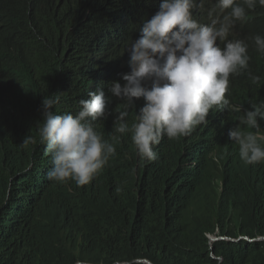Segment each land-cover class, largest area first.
Wrapping results in <instances>:
<instances>
[{
    "label": "trees",
    "instance_id": "trees-1",
    "mask_svg": "<svg viewBox=\"0 0 264 264\" xmlns=\"http://www.w3.org/2000/svg\"><path fill=\"white\" fill-rule=\"evenodd\" d=\"M160 3L0 0V185L6 187L10 175L21 170L18 161L30 162V155L39 160L40 170L34 169L43 177L36 194L30 185L16 183L7 208L0 188V264H74L77 259L113 264L145 252L170 264H216L200 230L213 219L227 237H264V166L245 165L238 146L224 136L243 112L225 111L224 121L216 124L227 127H219L215 137L194 133L154 146L158 159L152 162L126 147L119 151L124 159L90 188L70 191L46 177L51 158L39 141L42 100L62 93L60 99L69 104L80 96L88 75L81 62L94 59L97 51L116 72L127 67L131 43ZM193 15L209 23L199 9ZM255 35L264 36L259 5L229 37L249 44V70L260 77L256 84L247 73L232 81L231 102L244 110L264 100V54L250 39ZM99 45L106 49L97 50ZM134 116L135 110L127 118L129 127ZM32 121L34 131L25 134L35 141L28 145L29 155L15 131L23 134L22 124ZM259 123L262 132L264 120ZM214 253L222 264H264L263 243L220 242Z\"/></svg>",
    "mask_w": 264,
    "mask_h": 264
},
{
    "label": "clouds",
    "instance_id": "clouds-1",
    "mask_svg": "<svg viewBox=\"0 0 264 264\" xmlns=\"http://www.w3.org/2000/svg\"><path fill=\"white\" fill-rule=\"evenodd\" d=\"M257 5L264 7V0H161L155 14L143 21L126 54L127 67L120 72L104 64L107 60L101 59L99 45L94 59L87 56L81 62L88 75L81 83L80 96L69 104L60 99L62 93L42 100L38 133L43 153L51 158L47 179L70 191L90 188L124 159L120 150L127 147L142 161H155L158 154L154 146L165 141L190 138L194 133L217 136L219 127H227L226 123L216 124L224 121L225 111L243 112L238 124L224 130V136L238 146L240 159L250 167L264 166V131L259 123L264 120V100L244 110L230 99L232 81L239 75L247 73L253 84L260 80L249 70V44L229 39L237 23L246 22ZM197 9L206 13L209 23H201L193 15ZM250 39L256 51L264 54V36ZM133 110L129 127L127 118ZM32 123L22 124L23 134L15 131L17 142L29 155L28 145L35 141L25 134L33 130ZM30 156V162L18 161L21 170L10 175L6 187L0 185L5 192L4 208L10 206L16 183L30 185L36 194L39 181H43L41 171L34 169L40 170L39 160ZM207 229L213 231L211 237ZM200 230L216 264L223 262L214 253L217 243L264 244L263 236L227 237L214 219ZM144 256L170 264L147 252L113 264H145L133 263ZM74 264L90 263L77 259Z\"/></svg>",
    "mask_w": 264,
    "mask_h": 264
},
{
    "label": "water",
    "instance_id": "water-1",
    "mask_svg": "<svg viewBox=\"0 0 264 264\" xmlns=\"http://www.w3.org/2000/svg\"><path fill=\"white\" fill-rule=\"evenodd\" d=\"M230 89H235V87L232 86V87H230ZM136 262L137 263L142 262L145 264H160L159 259L154 258V257H150V256L140 257L137 260L133 261V263H136ZM127 264H129V263H127Z\"/></svg>",
    "mask_w": 264,
    "mask_h": 264
},
{
    "label": "rangeland",
    "instance_id": "rangeland-1",
    "mask_svg": "<svg viewBox=\"0 0 264 264\" xmlns=\"http://www.w3.org/2000/svg\"><path fill=\"white\" fill-rule=\"evenodd\" d=\"M208 236H210V237H211L212 235H211V234H208Z\"/></svg>",
    "mask_w": 264,
    "mask_h": 264
},
{
    "label": "bare ground",
    "instance_id": "bare-ground-1",
    "mask_svg": "<svg viewBox=\"0 0 264 264\" xmlns=\"http://www.w3.org/2000/svg\"><path fill=\"white\" fill-rule=\"evenodd\" d=\"M221 114H222V112H221ZM202 161V160H201ZM200 164V163H199Z\"/></svg>",
    "mask_w": 264,
    "mask_h": 264
}]
</instances>
